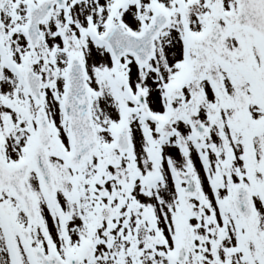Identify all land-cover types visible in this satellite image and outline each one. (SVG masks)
<instances>
[{"label": "snow or ice", "instance_id": "snow-or-ice-1", "mask_svg": "<svg viewBox=\"0 0 264 264\" xmlns=\"http://www.w3.org/2000/svg\"><path fill=\"white\" fill-rule=\"evenodd\" d=\"M0 264H264V0H0Z\"/></svg>", "mask_w": 264, "mask_h": 264}]
</instances>
